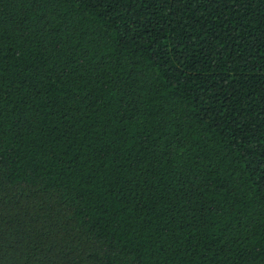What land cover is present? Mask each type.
<instances>
[{
    "label": "trees",
    "instance_id": "trees-1",
    "mask_svg": "<svg viewBox=\"0 0 264 264\" xmlns=\"http://www.w3.org/2000/svg\"><path fill=\"white\" fill-rule=\"evenodd\" d=\"M0 264H264V0H0Z\"/></svg>",
    "mask_w": 264,
    "mask_h": 264
}]
</instances>
